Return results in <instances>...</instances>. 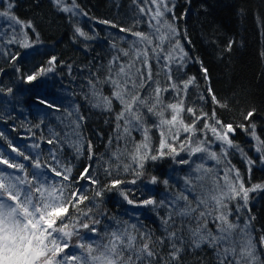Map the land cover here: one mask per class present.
Returning a JSON list of instances; mask_svg holds the SVG:
<instances>
[{"label":"trees","instance_id":"1","mask_svg":"<svg viewBox=\"0 0 264 264\" xmlns=\"http://www.w3.org/2000/svg\"><path fill=\"white\" fill-rule=\"evenodd\" d=\"M11 2L14 4L13 14L25 23L31 21L39 38L37 42L35 34L27 30L30 38L28 42L32 44L30 48L9 43L13 35L21 39L20 28L18 25L12 26L6 17L0 16V133L3 134L0 136V152L4 153L0 159L28 165L29 161L11 152V148L15 147L25 156L36 158L39 154L41 164L45 165L51 163L49 151L52 150L60 161V166H52L58 171H62L61 166H71L72 190L83 188L90 200L99 185H90L88 181L80 179L79 174L84 167L92 164V171L100 176L102 183L108 184L114 179L125 183L114 191H106L102 197L92 200V203L85 200L80 209L87 211L92 208V213L95 214L93 218L99 219L104 227H112L114 221L118 220L125 222L129 228L135 225L138 232L151 233L153 239L161 237L164 230L162 219L168 214L167 201L172 195L182 192L184 180L191 170L203 163L206 168L213 169L222 177L227 164L222 162L217 165L213 160L193 157L194 163L190 168L188 164L181 162L189 158L188 153L179 151L178 143H174L178 155H166L155 161H146L144 174L137 179L133 172L136 164L129 154L134 152L135 143L142 141V134L133 131V139L127 144L123 140L109 144V138L116 132L115 112H119L121 106L114 100V112L109 115L91 108L85 101L90 73L99 75L117 54L112 45L128 49L129 43L135 39L129 32H121L119 29L145 33L149 31L146 18L142 19L138 12V8L144 6L143 0H76L88 16L77 15L71 19L70 14L59 11L52 0ZM67 3L71 4V0H67ZM174 5L177 17L175 25L180 30L181 43L189 55L198 58L208 70L205 79L201 63L190 61L179 71L176 65L172 66V82L180 84L189 77H196V84L189 86L186 95L181 94L185 109L191 107L197 110V115L206 112L209 116L214 109L219 120L225 124L231 123L236 131L235 136L230 134V138L234 144L239 145L247 159L239 151L229 149L227 161L239 170L245 187L264 184V157L256 151V139L245 131L250 124H255L256 135L264 141V0H174ZM4 9L5 4L0 3V12ZM168 19H172L171 15ZM102 20H108L117 27L99 23ZM76 26L93 39L79 37L74 32ZM230 41L233 43L228 50ZM13 55L16 56L15 60L12 59ZM53 56L57 58L53 72L35 81L27 80L33 70L46 67ZM150 62L153 79L159 82L161 88H169L171 82L168 81L163 65ZM208 88H211V93L220 104L213 103L211 95L206 91ZM151 91V88L141 90V95H147ZM103 92L110 95V87L104 86ZM161 95L165 105L178 103L180 99L171 88ZM201 96H204V100H200ZM50 104L53 106L49 107ZM76 106H79L80 112L86 117L79 129L83 145L79 155L72 146L75 137L71 136V129L67 126V112H71ZM248 112H253V116L250 120H245ZM170 116L171 110L166 111L165 117L170 119ZM181 116L186 124L192 123L190 113L185 111ZM155 122L156 118H149L147 126H152ZM202 128L201 123L197 128V139L204 138V133L200 131ZM53 133L60 134L61 143H47L48 139L53 138ZM65 133L69 134L68 138H65ZM149 135L150 148L153 149L151 154L155 155L159 148V131L153 127ZM186 135L182 132L180 139L184 140ZM207 136L215 139L211 132ZM89 140L95 153V161L88 159ZM33 144H39L40 147L33 148ZM117 148L125 155L119 162V169L112 163L113 175L106 177L104 169L109 167L111 153L117 151ZM210 148L220 155L221 142L212 143ZM248 159L254 161L250 173ZM125 164L131 166L128 171L124 170ZM4 168L9 173L24 176L19 170L7 169L6 166ZM31 172L32 169L28 168L29 179ZM153 176L158 181L155 184L150 183ZM134 179L135 184L128 183ZM59 180V177L49 173L51 183ZM165 180L168 181L167 184L163 183ZM121 191L128 194L132 204H128L120 195ZM145 199L164 200L165 205L153 209L142 205L141 202ZM189 199L192 200V197ZM248 207L251 209L250 213L242 212L241 215L245 219L249 215L254 217L251 222L252 236L257 244L258 260L264 261V244L260 242L261 237H264V189L249 193ZM69 211L75 218L76 211L71 208ZM83 222L91 223L90 220ZM240 223L243 224L244 220ZM209 227L213 226L210 224ZM80 231L83 234L85 230ZM77 243L79 241L73 236L71 244ZM154 247L159 253L158 259L162 258L160 264H169V248L161 245ZM65 251L79 254L77 248L71 246ZM180 264H217V261L215 252L206 245L200 249L188 246L181 255Z\"/></svg>","mask_w":264,"mask_h":264},{"label":"snow or ice","instance_id":"2","mask_svg":"<svg viewBox=\"0 0 264 264\" xmlns=\"http://www.w3.org/2000/svg\"><path fill=\"white\" fill-rule=\"evenodd\" d=\"M52 2L59 11L70 14L69 19L77 15L88 16L76 0H71V4H68L67 0H52ZM0 3L5 4L0 16L6 17L12 26L18 25L20 28L21 39L13 35L8 42L20 44L25 49L30 48L32 44L28 42L30 38L27 30L35 34L38 42L39 34L35 32L32 22L25 23L13 14L14 4L11 0H0ZM143 5L138 8V12L142 19L146 18L149 31L145 33L119 29L121 32H129L135 39L129 43L128 49L112 45L116 48L117 54L109 60L106 70H102L99 75L90 73V78L87 80L88 91L84 99L91 108L99 109L109 115L114 112V100L121 106L120 111L115 112L116 132L109 138V144L120 140L127 144L133 139V131L142 134V141L135 143L134 152L129 154L136 164L133 172L137 179L143 176L146 161H155L166 155L173 157L178 155L174 143H178L179 151L188 153L189 158L181 162L188 164L190 168L194 163L193 157L213 160L217 165L225 162L227 167L223 171V176L219 177L213 169L206 168L203 163L197 164L185 178L182 192L172 195L167 201L168 214L162 219L163 234L153 239L151 233L138 232L135 225L129 228L125 222L118 220L114 221L112 227H104L99 219L93 218L95 214L92 213V208L87 211L80 209V205L85 200L92 203V200L102 197L106 191L116 190L125 181L114 179L104 184L100 176L92 171L93 165L89 164L84 167L79 177L88 181L90 185H99V189L94 192L90 200L84 194L83 188L72 190L71 166H61L62 171L52 166V164L60 166L59 158L54 151H49L51 163L42 165L39 154L36 158H32L12 147L11 152L29 161V164L10 163L8 159H0V264H70V262L71 264H160L162 258L158 259L159 253L155 251V245L169 248L167 254L169 264H180L181 255L188 246L200 249L203 245L215 252L217 264H264V261L258 260L257 244L252 236L251 222L254 217L249 215L245 219L241 215L242 212L251 211L248 207L249 193L264 189V184L245 187L244 178L239 170L227 161L229 149L239 151L247 159L239 145L234 144L230 138V134L236 131L231 123L225 124L219 120L214 109L209 116L206 112L197 115L196 109L184 107L181 94L186 95L189 86L196 84V77H189L180 84L172 82V66L176 65L179 71L190 61L201 62L198 58L190 56L181 43V33L175 25L177 17L174 12V0H143ZM169 15L172 17L171 20L168 19ZM99 23L117 27L108 20ZM74 32L85 40L93 39L79 26L74 28ZM232 43L229 42L228 50L231 49ZM12 59L15 60L16 56L13 55ZM150 61L163 65L168 81L171 82L169 88L180 97L178 103L167 105L163 103L161 94L167 92L169 88H161L159 82L153 79ZM56 62L57 58L51 57L46 67L33 70L32 74L27 76V80L35 81L53 72ZM201 71L207 79L208 70L202 63ZM106 85L110 87V95H105L103 92ZM148 88L152 91L142 96L141 90L147 91ZM8 91L11 92V89ZM206 91L211 95L213 103L220 104L216 96L211 93V88ZM200 100H204V96H201ZM220 106L226 107V105ZM168 110H171L170 119L165 117ZM185 111L193 118L190 124H186L181 116ZM252 116L253 112H248L245 120H250ZM67 118L71 136L75 137L72 146L79 155L83 147L79 129L86 117L80 112L79 106H76L71 112H67ZM149 118H156L152 126H147ZM209 120L212 122L209 123ZM201 123L203 128L200 131L204 133V138L197 139V128ZM153 127L159 131V148L155 155L151 154L153 149L150 148L149 135ZM240 127L243 128V125ZM255 128V124H250L245 131L256 139V151L264 157V141L256 135ZM182 132L187 134L184 140L180 139ZM208 132L212 133L214 140L208 138ZM2 135L0 133V136ZM68 135L65 133V138H68ZM216 141L221 142L220 155L210 148V145ZM54 142H62L59 133H53V138L47 140L48 144ZM32 147L39 148L40 145L33 144ZM87 149L88 159L95 161L90 140L87 141ZM2 155L4 153L0 152V156ZM124 155L125 153L119 148L111 153L109 167L104 169L106 177L113 175L112 163H115L116 168L119 169V162ZM253 163L254 161L248 159L249 173ZM4 166L7 169L19 170L24 176L7 172ZM123 167L128 171L131 166L125 164ZM28 168L32 169L31 179ZM49 173L59 177L60 180L51 183ZM157 182L155 176L151 177L150 183ZM128 183L135 184L136 180ZM163 183L167 184L168 181L165 180ZM120 195L128 204L133 203L128 199L127 193L121 191ZM190 196L192 200L189 199ZM141 203L153 209L165 205L164 200L155 199H145ZM70 208L76 211L75 218L69 211ZM242 219L243 224L240 223ZM85 220H90L91 223L83 222ZM210 224L213 227H209ZM80 229L85 230L83 234ZM73 236L79 243L71 244ZM260 242L264 244V237H261ZM70 246L77 248L79 254L66 252L65 250L70 249Z\"/></svg>","mask_w":264,"mask_h":264},{"label":"water","instance_id":"3","mask_svg":"<svg viewBox=\"0 0 264 264\" xmlns=\"http://www.w3.org/2000/svg\"><path fill=\"white\" fill-rule=\"evenodd\" d=\"M232 136H235V132L231 134Z\"/></svg>","mask_w":264,"mask_h":264}]
</instances>
